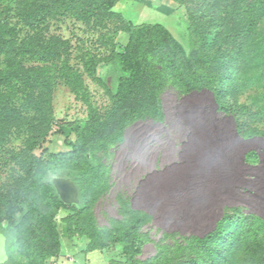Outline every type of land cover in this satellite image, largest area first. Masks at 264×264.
<instances>
[{"label":"trees","instance_id":"1","mask_svg":"<svg viewBox=\"0 0 264 264\" xmlns=\"http://www.w3.org/2000/svg\"><path fill=\"white\" fill-rule=\"evenodd\" d=\"M15 1V0H14ZM119 0H54L72 6L77 4L80 17L104 12L117 15L120 22L115 34L128 35V42L109 56L112 66L104 85L120 104V118L112 116L106 122L95 120L78 123L55 122V134L63 137L66 152H54L47 159L36 156L46 137L44 123L49 109L56 76L76 97L89 103L88 92L80 74L62 57L64 44L59 40L41 43L34 28L40 17L49 14L47 3L43 13L32 15L18 9L17 2H0V148L9 143L13 129L25 135L23 146L11 149V158L23 169L13 188L0 194L4 212L0 218V231L6 238L7 264H46L58 257L61 236L85 237L87 250H102L121 244L124 264H264V218L242 205L223 207L214 228L203 235L189 233L164 238L157 253L140 260L143 237L139 228L148 215L129 209L126 220L98 226L92 206L108 187L109 167L95 151L107 150L122 139V126L145 116H160L159 93L166 80L181 92L207 88L219 94L218 82L233 84L236 65L242 59V50L253 34L264 32V0H204L200 12L189 10L190 0H172L186 6L188 31L192 51L187 55L182 44L161 24H134L111 9ZM199 2L201 0H198ZM164 12L174 9L155 4ZM32 10V9H31ZM22 27H25L23 29ZM24 34L20 36L21 32ZM34 32H30V31ZM222 51L215 49L211 56H220L211 63L206 57L209 44L214 41ZM258 52L264 53V35L255 41ZM211 48H209L210 50ZM208 50V51H209ZM56 59L60 62L49 76L32 62ZM103 59L88 56L84 67L89 75ZM29 65V66H28ZM225 74H219V66ZM264 76V70L259 73ZM223 90L226 87H222ZM220 107L228 110L222 104ZM264 109V106H263ZM241 133V120L232 112ZM114 122L117 124L115 125ZM76 135L75 143L70 137ZM55 177L71 179L78 190V203H64L53 183ZM68 213L61 218V231L57 228L59 210ZM2 263V264H5Z\"/></svg>","mask_w":264,"mask_h":264},{"label":"rangeland","instance_id":"2","mask_svg":"<svg viewBox=\"0 0 264 264\" xmlns=\"http://www.w3.org/2000/svg\"><path fill=\"white\" fill-rule=\"evenodd\" d=\"M8 1L13 5L17 2L23 12L29 8L32 15L43 13L42 6L50 4L49 14L46 11L37 21L34 38L41 43L52 39L62 42V57L80 74L88 92L89 103L76 97L56 76L46 111L50 118L43 125L45 142L34 150L36 156L47 159L54 152L67 151L63 137L54 133L55 122L120 118V104L107 90L104 78L112 66L109 56L127 44L128 35L115 34L120 22L117 15L98 12L80 17L77 4L69 6L54 0H0ZM155 4L174 10L167 13ZM202 4L204 0H190L189 10L200 12ZM111 10L134 24H161L182 44L187 55L191 53L190 11L186 6L172 0H119ZM20 32L22 36L24 31ZM262 36L249 37L236 65L234 85L218 82L217 97L207 88L184 93L166 80L158 96L162 114L126 123L120 141L107 150L94 152L109 167L108 187L92 206L96 223L103 226L126 220L129 209L148 215L139 228L143 237L140 260L155 255L160 241L172 238L171 234L203 235L215 227L227 205H242L264 218V76L259 74L264 70V53L260 54L255 44ZM230 46L231 40L220 48L214 41L212 46H206V57L217 64L220 56L213 59L212 52ZM88 56L103 59L94 75L84 67ZM59 62L60 59H50L30 66L49 76ZM218 67L219 74H225L224 68ZM222 104L228 110L222 109ZM232 112L241 120V133ZM12 131L9 143L0 148V194L11 190L24 172L11 158L10 150L21 148L25 135ZM70 140L75 143L76 135L72 134ZM3 212L0 205V218ZM67 213L61 209L56 215L59 231L63 227L61 218ZM87 242L85 237L61 236L60 254L46 264H124L121 244L88 251Z\"/></svg>","mask_w":264,"mask_h":264},{"label":"water","instance_id":"3","mask_svg":"<svg viewBox=\"0 0 264 264\" xmlns=\"http://www.w3.org/2000/svg\"><path fill=\"white\" fill-rule=\"evenodd\" d=\"M52 183L60 197V199L66 204L78 203V190L74 182L66 177H55L52 179ZM6 238L0 231V264L7 260V254L5 250Z\"/></svg>","mask_w":264,"mask_h":264},{"label":"clouds","instance_id":"4","mask_svg":"<svg viewBox=\"0 0 264 264\" xmlns=\"http://www.w3.org/2000/svg\"><path fill=\"white\" fill-rule=\"evenodd\" d=\"M5 264H7V262H5Z\"/></svg>","mask_w":264,"mask_h":264}]
</instances>
